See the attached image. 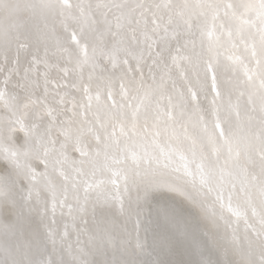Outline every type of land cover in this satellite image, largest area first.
Masks as SVG:
<instances>
[{
  "label": "snow or ice",
  "instance_id": "obj_1",
  "mask_svg": "<svg viewBox=\"0 0 264 264\" xmlns=\"http://www.w3.org/2000/svg\"><path fill=\"white\" fill-rule=\"evenodd\" d=\"M0 264H264V0H0Z\"/></svg>",
  "mask_w": 264,
  "mask_h": 264
},
{
  "label": "bare ground",
  "instance_id": "obj_2",
  "mask_svg": "<svg viewBox=\"0 0 264 264\" xmlns=\"http://www.w3.org/2000/svg\"><path fill=\"white\" fill-rule=\"evenodd\" d=\"M177 199H178V197H177ZM148 211H149V210L146 208V209L144 210V215L141 217V220H142V226H141V238L144 237V227H146V225H147ZM131 227H132V224L130 223V224H129V228H131Z\"/></svg>",
  "mask_w": 264,
  "mask_h": 264
}]
</instances>
